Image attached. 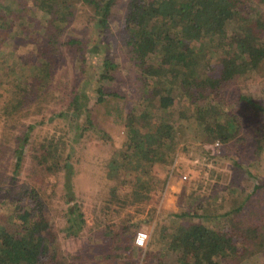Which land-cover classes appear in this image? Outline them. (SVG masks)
Instances as JSON below:
<instances>
[{
  "label": "rangeland",
  "instance_id": "obj_1",
  "mask_svg": "<svg viewBox=\"0 0 264 264\" xmlns=\"http://www.w3.org/2000/svg\"><path fill=\"white\" fill-rule=\"evenodd\" d=\"M247 2L264 12V0ZM129 3L117 0L102 25L93 3L72 0L73 13L59 26L43 25L32 0H0V18L15 19L12 26L0 23V224L12 227L14 205L33 204L35 190L45 204L42 234L50 244L41 264H181L170 234L192 220L243 233L246 244L261 231L221 264H264V59L224 82L215 97L233 117L218 124L211 113L192 123L174 108L164 119L173 124L175 147L164 145L158 157L156 142L139 156L128 146V117L140 112L144 84L163 85L168 60L153 52L150 74L135 63ZM18 24L22 33H10ZM47 46L51 61L43 64ZM209 48L201 72L218 78L237 51ZM77 94L79 116L72 103ZM137 121L143 133L160 134ZM141 229L148 240L135 248Z\"/></svg>",
  "mask_w": 264,
  "mask_h": 264
},
{
  "label": "trees",
  "instance_id": "obj_2",
  "mask_svg": "<svg viewBox=\"0 0 264 264\" xmlns=\"http://www.w3.org/2000/svg\"><path fill=\"white\" fill-rule=\"evenodd\" d=\"M86 1L94 4L99 14L97 23L104 25L117 0ZM32 2L33 9L41 12L43 25L55 23L60 26L73 13L72 0ZM24 6L22 3L18 4L19 17ZM6 19L3 13L0 18L1 25ZM12 19L6 22L10 26L15 23V19ZM127 20L132 57L144 73L150 74L152 71L149 57L153 52L155 55L165 54L168 60L167 70L163 73L167 79L163 78V85L152 88L144 84V94L137 104L140 112L132 113L128 117V146L134 153L145 156L159 142L158 157H161L164 145L168 149L175 147L178 141L172 129L173 124L164 119L165 114L171 113L174 108H179L182 118L192 123L201 121L211 113L216 114L218 124H221L219 121L233 117L232 114H227L228 110L223 107L221 100H216L215 97L220 94L224 82L247 73L264 59V12L247 0H130ZM9 32L20 33L19 24L18 28ZM238 42L241 43V48L237 46ZM210 44L213 46H209ZM209 47H214L213 52L224 51L230 54L237 51L235 57L229 56L225 64L221 65V75L218 78L201 72L204 65L201 64L202 57ZM48 49V46L44 48L43 53L47 57L43 58V64L51 61ZM45 69L49 70L48 67ZM98 92V98L102 99V86L98 88ZM203 97L205 98L202 99ZM241 98L251 99L248 96ZM72 103L75 104L74 112L79 116L82 112L80 95L77 94ZM15 107L13 104L9 113ZM138 117L143 118L146 125L154 126L160 134L155 136L153 133H143L145 130L139 125ZM27 139L28 136H25L19 149L16 169ZM225 139L226 136H223V140ZM70 170L68 168L66 176L68 187L71 186ZM29 195L33 204L14 205L12 227L0 224V264H41L42 257L47 253L49 240L44 239L42 234L48 221L45 204L35 190H30ZM254 229L259 231L258 226ZM260 234L261 231L253 234L254 238L249 239L248 244L254 243L255 238H260ZM170 235L169 247L178 252L181 264H221L223 255H227L232 249L245 248L248 245L243 233L217 230L196 220L179 222ZM235 236H241V242H235ZM133 238L132 235L131 239ZM136 246L138 245L133 244V247ZM161 263L162 261L158 264Z\"/></svg>",
  "mask_w": 264,
  "mask_h": 264
},
{
  "label": "clouds",
  "instance_id": "obj_3",
  "mask_svg": "<svg viewBox=\"0 0 264 264\" xmlns=\"http://www.w3.org/2000/svg\"><path fill=\"white\" fill-rule=\"evenodd\" d=\"M147 239H148L147 234L141 231V232L137 233L134 242L136 245L143 247L145 245Z\"/></svg>",
  "mask_w": 264,
  "mask_h": 264
},
{
  "label": "built area",
  "instance_id": "obj_4",
  "mask_svg": "<svg viewBox=\"0 0 264 264\" xmlns=\"http://www.w3.org/2000/svg\"><path fill=\"white\" fill-rule=\"evenodd\" d=\"M184 177H186V175H184ZM141 231H142V232H144V233H146V234H147V236H148V232H147L146 230H144V229H141V230H139L138 232H141ZM138 232H137V233H138ZM147 240H148V239H147ZM146 243H147V241H146ZM146 243H145V244H146ZM144 246H145V245H144Z\"/></svg>",
  "mask_w": 264,
  "mask_h": 264
}]
</instances>
